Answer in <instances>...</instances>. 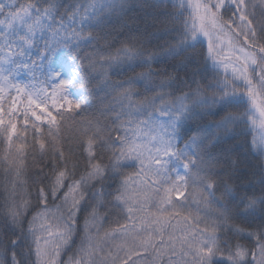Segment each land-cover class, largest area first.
<instances>
[{
	"label": "snow or ice",
	"instance_id": "obj_1",
	"mask_svg": "<svg viewBox=\"0 0 264 264\" xmlns=\"http://www.w3.org/2000/svg\"><path fill=\"white\" fill-rule=\"evenodd\" d=\"M0 264H264V0H0Z\"/></svg>",
	"mask_w": 264,
	"mask_h": 264
},
{
	"label": "trees",
	"instance_id": "obj_2",
	"mask_svg": "<svg viewBox=\"0 0 264 264\" xmlns=\"http://www.w3.org/2000/svg\"><path fill=\"white\" fill-rule=\"evenodd\" d=\"M117 39H124V37L120 36V37H117ZM159 42L162 43V41H159ZM152 43L156 44V43H158V41L153 40Z\"/></svg>",
	"mask_w": 264,
	"mask_h": 264
}]
</instances>
